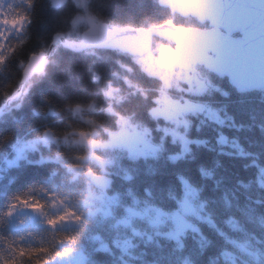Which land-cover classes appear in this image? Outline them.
I'll return each mask as SVG.
<instances>
[{
    "label": "trees",
    "instance_id": "1",
    "mask_svg": "<svg viewBox=\"0 0 264 264\" xmlns=\"http://www.w3.org/2000/svg\"><path fill=\"white\" fill-rule=\"evenodd\" d=\"M87 10L112 26L151 28L170 20L182 27L209 26L195 17L174 15L157 0H88ZM14 12L26 26L8 40L0 61V107L17 91L32 55L47 51L58 33L78 40L88 28L75 22L86 13L75 0H27ZM155 39L154 50L168 44ZM197 69L211 89L186 95L206 103L216 115L191 116V146L183 155V145L170 135L164 138V120L153 113L164 89L162 78L123 51L76 52L59 43L46 72L28 83L21 105L13 104L0 119V264H64L73 251H81L86 264L259 263L246 258L242 245L264 257V90L239 93L227 78ZM125 118L151 131L163 146L157 157L137 159L117 149L110 157L115 161L103 172L96 163L80 168L75 159L87 151L62 142L83 131H96L105 140ZM47 134L59 141L41 145L17 164L8 163L20 143ZM74 169L103 174L108 189L127 206L167 212L180 209L187 183L195 187L206 217L196 218L194 229L181 237L142 236L129 253L112 245L110 252L97 249L98 231L90 222L67 231L35 230L32 240L20 237L9 220L17 203L43 206L48 195L78 199L86 194L87 177L77 179ZM104 237L110 242L111 236Z\"/></svg>",
    "mask_w": 264,
    "mask_h": 264
},
{
    "label": "rangeland",
    "instance_id": "2",
    "mask_svg": "<svg viewBox=\"0 0 264 264\" xmlns=\"http://www.w3.org/2000/svg\"><path fill=\"white\" fill-rule=\"evenodd\" d=\"M65 0H56V2ZM86 13L79 15L76 24L83 22L91 14L88 12V0H75ZM27 0H0V61L7 52V42L13 36L21 35L26 26L25 19L15 14L14 10L23 5ZM159 49L154 53L138 59L143 68L153 75L162 78L165 85L162 94L158 99V104L154 110L155 116H160L164 123L162 132L164 138L168 135L173 141L181 143L184 148L183 155L190 150V137L188 131L193 122L191 116H215L206 103L197 102L196 99L187 97L186 93L196 94V96L209 93L211 87L206 79H203L198 71H182L164 67L158 60ZM82 114L84 109H78ZM150 130L142 128L138 124L132 123L129 119H122L120 127L108 134V138L101 140L97 138L98 133L75 132L64 137L63 143L75 147L76 151L86 150L84 158L76 157L80 162L79 167L90 163L101 166L103 172L115 161L110 158L117 149L129 151L134 158L149 156L157 157L163 146L153 140ZM52 140H57L54 136L47 134L45 137L36 140L24 141L15 149L14 156L8 162L17 164L21 159L30 155L31 151L38 150L41 145H49ZM59 141V140H57ZM101 153H99V152ZM77 179L82 178L81 170L74 169ZM87 177L86 194L78 199L70 196H45L44 205L32 204V202L17 203L9 214L11 227L20 233V237L32 240L35 230L42 228H61L63 230H73L84 224L93 223L98 231L94 239L97 249L106 242L105 235L111 236L112 247H117L119 251L129 253L136 245L135 240L146 235L166 233L169 237L184 236L189 228L194 229L196 218H205L203 205L199 203L196 196V189L186 183V194L182 200L180 209L167 212L154 207L135 206L123 204L121 196L108 189L103 174L86 171ZM139 205V203H137ZM41 206V207H40ZM39 207L44 211L43 219L37 216H30L26 213L28 208ZM109 242V243H110ZM244 255L247 259L264 263V257L258 253H253L252 248L242 245ZM64 264H86V258L81 251L68 253L63 260Z\"/></svg>",
    "mask_w": 264,
    "mask_h": 264
},
{
    "label": "water",
    "instance_id": "3",
    "mask_svg": "<svg viewBox=\"0 0 264 264\" xmlns=\"http://www.w3.org/2000/svg\"><path fill=\"white\" fill-rule=\"evenodd\" d=\"M161 6L173 14L196 17L202 24L209 22L210 28L179 27L174 21L151 28L111 26L89 18V28L79 41L58 33L47 51L29 58L20 86L0 107V119L13 104L21 105L28 83L46 72L58 43L76 52L104 49L143 57L153 51L154 38L159 37L174 44L159 52L164 67L186 71L200 65L228 78L239 93L264 90V0H166ZM26 213L39 219L45 216L39 207L28 208ZM100 250L110 252L111 244L103 243Z\"/></svg>",
    "mask_w": 264,
    "mask_h": 264
},
{
    "label": "clouds",
    "instance_id": "4",
    "mask_svg": "<svg viewBox=\"0 0 264 264\" xmlns=\"http://www.w3.org/2000/svg\"><path fill=\"white\" fill-rule=\"evenodd\" d=\"M157 2L160 3L161 5H165L166 4V0H157ZM125 80H126V82L130 83V81H128L127 78H125ZM132 94H134V93H132ZM124 99H127V97L125 96ZM105 131H106V129H105Z\"/></svg>",
    "mask_w": 264,
    "mask_h": 264
},
{
    "label": "flooded vegetation",
    "instance_id": "5",
    "mask_svg": "<svg viewBox=\"0 0 264 264\" xmlns=\"http://www.w3.org/2000/svg\"><path fill=\"white\" fill-rule=\"evenodd\" d=\"M23 3H25V2H23ZM20 5H22V4H20ZM17 8H19V7H17ZM17 8H16V9H17ZM25 23H26V22H25ZM13 37H14V36H13Z\"/></svg>",
    "mask_w": 264,
    "mask_h": 264
},
{
    "label": "bare ground",
    "instance_id": "6",
    "mask_svg": "<svg viewBox=\"0 0 264 264\" xmlns=\"http://www.w3.org/2000/svg\"><path fill=\"white\" fill-rule=\"evenodd\" d=\"M200 22V21H199ZM33 208V207H32ZM45 217V216H44Z\"/></svg>",
    "mask_w": 264,
    "mask_h": 264
}]
</instances>
